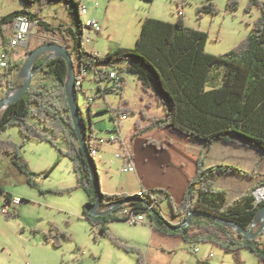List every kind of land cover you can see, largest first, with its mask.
<instances>
[{
  "label": "trees",
  "instance_id": "trees-1",
  "mask_svg": "<svg viewBox=\"0 0 264 264\" xmlns=\"http://www.w3.org/2000/svg\"><path fill=\"white\" fill-rule=\"evenodd\" d=\"M22 1L25 4L24 9L15 10L2 17L0 29L1 25L13 22L17 16H25L34 22L39 21L42 29L56 35L52 26L42 18L41 12L53 4H64L76 26L57 29L66 34V46L70 54L75 55L78 60L80 71L76 73L77 83L82 67L87 66L94 73L100 87L99 92L111 93L110 88L103 89L102 83L111 82L107 74L115 71L113 67L116 63H127L126 72L137 76L144 94L152 95L165 113L163 117L144 114L149 121L144 127L137 124L139 134L154 130L178 132L187 139L203 142L207 150L215 142L221 141L255 148L264 157V2L251 0L248 9L260 8L261 16L254 22L252 33L236 48L223 55L207 53L205 47L209 39L208 33L186 26L180 12L181 15L175 23L146 17L142 20V30L134 48L118 47L114 52L101 57L84 49L83 36L86 27L81 16L83 5L79 0ZM213 2L210 0L199 8L202 17L206 13L218 14ZM239 3V0H229L227 7L233 13L238 10ZM32 52L33 49L28 55ZM90 57L95 62H88ZM76 59L73 57L75 66ZM24 64L10 63L3 74L0 72V87L8 90L22 87L23 81L20 84L12 83L10 75L16 68L20 72ZM220 68H223V78L221 84L217 85V75L214 72ZM34 70L38 71L37 80L31 84L25 98L10 104L0 115V162L9 156L14 166L27 176L28 185L38 188L34 179L39 175L30 170L22 151L29 140L49 143L59 150L61 156L73 162L78 178L76 188L87 193L84 215L93 226L99 227L104 236H110L108 223L127 222L119 213L130 209L136 214L148 215L153 229L163 234H178L188 243L217 244L225 251L232 252L239 264H242L240 251L250 249L264 262V232L258 239L246 241L234 229L200 217H192L190 223L180 230L171 231L166 226L168 221L157 209L156 193L159 191L166 194L173 217L181 221L176 226L186 223L188 215L195 211L238 223L240 227L248 230L263 208L264 202L256 204L254 188L229 203L226 192L216 187L222 176L236 174L253 177L254 173L244 172L236 166L207 165L202 155L197 160L196 173L190 179L181 202H176L165 190H144L142 195L103 193L104 207L132 196L148 202L149 205L130 202L104 218L89 215L86 207L96 203L97 194L92 182L90 164L79 144L68 104V65L60 57L49 61L44 58L37 60ZM3 78L7 79V83L3 82ZM75 91L78 101L82 90L76 86ZM150 106L151 103H147L145 107ZM107 110L114 122L124 114H129L128 107ZM80 113L84 125H87L81 110ZM92 115L90 111L91 118ZM11 126L19 127L23 144L2 138V134ZM92 134L93 132L86 130V141L94 158L96 143ZM59 141L65 142L67 149L60 150ZM58 164L57 162L49 172L43 173L44 176L49 177ZM96 174L100 180L98 169ZM0 193L5 195L6 203L9 204L12 195L3 190ZM152 212L157 216L152 215ZM63 239H71V236L52 226L45 240L60 249ZM140 264H144L142 258Z\"/></svg>",
  "mask_w": 264,
  "mask_h": 264
},
{
  "label": "rangeland",
  "instance_id": "rangeland-1",
  "mask_svg": "<svg viewBox=\"0 0 264 264\" xmlns=\"http://www.w3.org/2000/svg\"><path fill=\"white\" fill-rule=\"evenodd\" d=\"M212 1L218 14L206 13L202 17L199 8L210 0H98L100 6L93 11L92 17L103 28L100 35L88 33L90 40L87 42L85 31L84 49L102 57L118 47L134 48L142 30L143 19L150 17L175 23L181 12L186 26L208 33L206 52L215 56L223 55L236 48L252 33L254 22L261 16V9L253 7L249 10L251 0H239L238 10L232 13L227 7L229 0ZM24 7L22 0H0V20ZM89 7L93 5L89 4ZM68 12L64 4H53L43 10L42 18L52 26L56 35L39 26L27 49L34 51L42 42H66V34L57 28L64 30L68 26H76ZM73 57L76 59L75 55ZM76 68L79 69L77 59ZM113 68L123 74L125 88L106 94L109 105L100 96L98 83L95 82L92 72L85 75L84 89L78 95V106L85 118L88 132H93L95 138V161L102 192L109 195H139L143 184L137 171L141 170L150 188H153L146 190H165L168 194L173 193L172 197L179 198V186L184 174L182 168L172 161L169 150L173 146L172 150L175 151L176 146L180 147L181 144L189 149L197 145L196 140L189 139L187 145L186 137L167 130L139 134L137 124L144 127L149 121L144 114L161 117L164 110L152 95L144 94L137 76L126 72L127 63L118 62ZM4 71L6 70L0 68L2 74ZM214 73L217 75L215 82L220 85L223 68L216 69ZM3 82L7 83V79L3 78ZM102 85L104 89L113 87L108 81H104ZM5 90L6 87H0L1 97ZM90 97L94 100L93 108L89 107L87 98ZM147 103L152 106L146 108ZM104 105H107V109L128 107V119L118 120L122 135L108 110L102 109ZM2 138L23 144L19 127L11 126L2 134ZM111 138L117 140L111 141ZM101 145L104 147L103 152L98 149ZM123 145L137 160L136 172H124L122 169L124 163L117 154L123 153ZM59 147L60 150H65L67 144L59 141ZM210 149L203 146L200 156L206 160ZM244 152L247 155L250 153L246 150L236 153L242 156ZM22 154L30 170L39 175L34 179L38 188L31 187L25 181L17 183L10 180L11 183H8L5 172L0 173V184H6L3 186L8 188L5 193L24 200L5 215L2 209L7 205L6 198L0 193V264H140V258L144 264H239L232 252H227L214 243H188L179 237L174 239L164 237L163 234H157L152 239L151 219L148 215L147 223L136 226L128 222L114 221L108 229L110 236H104L99 227L93 226L84 215L87 193L76 188L77 176L70 159L61 156L59 150L49 143L30 140L26 142ZM57 162L59 164L52 174L45 177L44 174ZM261 167L259 164L255 170L247 172L254 173L253 177L257 178L258 184L247 188L244 194L254 188L256 195L255 192L264 187V175L258 174L259 171L264 173V167ZM156 196L160 214L165 219L175 220L166 194L159 191ZM52 226L71 236V239L61 241L60 249L45 240ZM195 248L199 249V253L194 252ZM240 254L242 264H264L250 249H242Z\"/></svg>",
  "mask_w": 264,
  "mask_h": 264
},
{
  "label": "crops",
  "instance_id": "crops-1",
  "mask_svg": "<svg viewBox=\"0 0 264 264\" xmlns=\"http://www.w3.org/2000/svg\"><path fill=\"white\" fill-rule=\"evenodd\" d=\"M79 1L81 2L82 0H79ZM89 4H92V3H87L88 7H89ZM99 6H100V4H99ZM89 9H90V13L88 14V16L92 17L93 11L96 10L97 8H95L93 5V7H89ZM13 25H14L13 22H9V23H6L5 25H1V29H0V35H1L0 47L1 48L0 49H1V51H7L10 53V62L11 63H17V64L21 65V64L26 62V60L28 58L27 54H28L29 50L27 49L28 47H19V48L17 47L15 49H12L10 47L9 41L13 37V33H14ZM100 34L101 33H99L98 35H100ZM43 44H45V43L44 42L40 43L37 46V48L42 46ZM61 44L63 46H66V42L61 43ZM85 51H87V50L85 49ZM46 57H47V55L43 56L41 59H44ZM76 70H77V72H79L80 69L76 68ZM19 73H20L19 68L18 69L16 68V69H14V71H12V73L10 75V81L12 83H17V84L21 83L22 79L19 77ZM38 79H39V77H38ZM36 80L37 79L35 76V78L33 79V82H35ZM94 80H95V78H94ZM95 82L97 83L96 80H95ZM84 83H85V80L83 81V87L81 89L82 91L84 89ZM97 87H98L97 90L99 92V89H100L99 85ZM102 87H103V85H102ZM7 91H8V89L6 88V90L4 92V96L3 97L0 96L1 99L5 97ZM99 94H100V96H103L106 99L107 95L104 94V91L99 92ZM106 104L109 105L107 103V99H106ZM89 105H91V107L93 108L92 104H89ZM107 105H104V107H102V109H107L106 108ZM164 115H165V113H163L161 117H163ZM120 134L122 135L121 127H120ZM120 139L122 140V138H120ZM17 140L18 139H16V141ZM180 140H181V138H180ZM186 142H188L187 143V145H188L190 142L189 139ZM195 142H197V140ZM196 144L200 145L202 148L200 149L197 145H194L193 147L188 149V148H185V146H182V144H181L180 147L176 146V150L173 151L172 150L173 146L170 147L169 151H171L170 155H171L172 161L175 164H178L177 166H180L182 168L181 170L184 174L182 176V183L179 186L180 196H179V198L173 197V199L176 202H181L182 198H184V194H185L186 188L188 186V183H189L190 179L193 178L195 173H196L197 160H198L200 154L202 153L203 146L205 148V145L203 142H197ZM124 148H126L125 145L123 146V150H124ZM98 149L100 152H103L104 147L101 145V147ZM243 150H246L250 153H248V155H247L244 152L243 153L244 155L238 156V154L236 152H241V151L243 152ZM245 155H247V156H245ZM132 159H133L134 164L137 163V160L135 157L132 156ZM12 162L13 161L11 160V158L9 156L4 157L3 160L0 162V173L5 172V175L7 176L6 179H9L8 183H11L10 180H13V182H17V183H21L24 181L26 183H28L27 176L25 174H23L16 166H14V164ZM206 162L208 165H211V166H217V165L236 166V167L241 168L242 171H244V172H252L253 170L256 169L257 165L259 166V164L262 165L261 169H263V167H264V164H263L264 157H263L262 152L258 151L255 148H245L242 146H235V145L227 144V143L221 142V141H217L213 144V146L211 147V149L209 151V154H207ZM138 164H139V161H138ZM4 169H6V170H4ZM137 172H138L139 178L141 179V183L143 184L142 185L143 187L141 190L143 191V190H146L147 188L153 189V188H150L151 186L145 180L144 173H142L141 170L137 171ZM258 174L264 175V173L262 171H259ZM76 176H77V174H76ZM77 180H78V178L76 179V182H77ZM257 184H258V182H257L256 177H253V178L241 177V175L233 174V175H229V176L220 177L217 181L216 187L218 189L224 190L226 192V194L229 198L228 201L230 203L233 200L237 199L239 196H242L247 188L254 187ZM3 185H6V184L1 183L0 184V190L7 191L8 188H5L6 186H3ZM140 193L141 192H139V194ZM169 194L171 195V193H169ZM129 195H134V194L129 193ZM172 195H173V193H172ZM3 202L4 201L2 200V203ZM166 220L172 224H175V225L181 223V221L179 219H175L173 221L168 220V219H166ZM112 223L113 222H110L107 224L108 229H109V226H112ZM151 229H152V239H154L157 236V234H163V232L158 231L156 229H153L152 226H151ZM163 236L174 238V239H175V237H179L183 240V238L180 237L178 234H163ZM262 242H264V237L262 238Z\"/></svg>",
  "mask_w": 264,
  "mask_h": 264
},
{
  "label": "water",
  "instance_id": "water-1",
  "mask_svg": "<svg viewBox=\"0 0 264 264\" xmlns=\"http://www.w3.org/2000/svg\"><path fill=\"white\" fill-rule=\"evenodd\" d=\"M47 55L46 61H49L54 58H63V60L66 61L68 65V83L66 88L67 97L69 100V106H70V112L72 115V121L75 126L76 132H77V138L79 141L80 146L82 147V150L90 164V169L93 177V185L94 190L96 192V203L92 204L90 206L86 207V212L93 216V217H107L111 215L114 211L120 210L124 207L125 204L130 202H142L146 205H149L148 202L141 200L139 198H134V196L129 197L122 201H116L110 204L107 207L103 206V192L100 184V180L97 177V163L95 159L90 155V149L88 147L87 141H86V130H88L87 126L84 125L80 108L78 106V101L76 97V66L73 62V56L70 54L69 49L67 46H63L62 44L58 43H45L42 46L38 47L34 52H32L22 70L19 73V77L23 81V86L19 87L18 89H9L5 95L4 98H0V115L6 110V108L14 103L15 101L18 102L25 98L26 93L31 87V84L33 83V79L35 78L38 71L34 70L35 64L37 60L41 59L43 56ZM152 215L157 216L154 212H152ZM192 217H200L204 219H210V221H215L220 224H223L224 226L230 227L234 229L236 233L241 235L244 240H256L258 239L264 232V206L254 219V222L250 229H244L240 227L238 223L228 221L216 216H212L209 213H198V212H191L187 217V222L181 226H176L175 224L166 222V226L171 231H176L177 229H183L187 226L188 223H190Z\"/></svg>",
  "mask_w": 264,
  "mask_h": 264
},
{
  "label": "built area",
  "instance_id": "built-area-1",
  "mask_svg": "<svg viewBox=\"0 0 264 264\" xmlns=\"http://www.w3.org/2000/svg\"><path fill=\"white\" fill-rule=\"evenodd\" d=\"M80 3H82L83 9H84L83 25L84 27H86L85 31H86V42H87L88 40H90V38L87 37L88 33L94 32L96 34H99L103 28L101 23L98 20H96L94 17L88 16V14L90 13V9L87 6V3H92L95 8L99 7V3H98V0H82ZM13 23H14L13 25L14 33H13V37L9 41L10 47L12 49H15L17 47L18 48L27 47V45L29 44V41H31L32 39V36H34V32L36 31V28L40 26V22L39 21L34 22L32 20H29L25 16H17L15 20L13 21ZM92 61L95 62L93 57L88 58V62H92ZM10 63H11L10 53L7 51H1L0 52V68L6 70L10 66ZM89 72H92V71L87 66L82 67L78 89H82L84 76L88 74ZM122 75L123 74H121L120 72H117L116 70L111 71L109 74H107L108 79L111 81V84L113 85V87H110V90L112 92L121 90L125 87V81ZM87 99H88L89 104H92L94 102L92 97L87 98ZM121 119L122 121L127 120L128 114H124L123 116H121L119 120ZM115 123H116L117 128L119 129L120 128L119 121L117 120ZM110 140L115 141L117 140V138H111ZM96 155H97V148L94 149V159ZM117 157L124 163V166L122 167L124 172H134L135 171V167H134L135 164L133 163L132 156L127 148H124V151L122 154L121 153L117 154ZM263 189L264 187L259 189L257 192H255L256 194L255 196L257 199L256 204H259L262 201H264V199H260L258 195L260 191H262ZM143 191L141 192V195ZM22 203H23V199H21L20 197L12 196L11 202L7 204L5 207H3L2 213L5 215H8L11 208L17 207L21 205ZM120 213L125 214V218L127 219V222L130 224H133L134 226L147 223V218L145 214H136L130 209H124L120 211ZM194 252L199 253V249L195 248Z\"/></svg>",
  "mask_w": 264,
  "mask_h": 264
},
{
  "label": "bare ground",
  "instance_id": "bare-ground-1",
  "mask_svg": "<svg viewBox=\"0 0 264 264\" xmlns=\"http://www.w3.org/2000/svg\"><path fill=\"white\" fill-rule=\"evenodd\" d=\"M82 13H81V16L83 17V13H84V9H83V7H82V11H81ZM76 85L77 86H79V83H77V81H76ZM91 155V154H90ZM93 155H94V151H93ZM92 156V155H91ZM139 195H141V193L139 194ZM259 195V198L260 199H264V189L262 190V191H260V193L258 194ZM119 216L120 217H122V218H125V214H122V213H119ZM119 217V218H120ZM121 218V219H122Z\"/></svg>",
  "mask_w": 264,
  "mask_h": 264
}]
</instances>
